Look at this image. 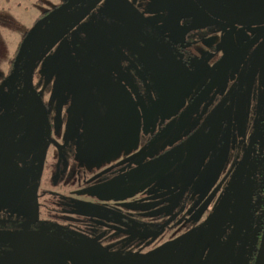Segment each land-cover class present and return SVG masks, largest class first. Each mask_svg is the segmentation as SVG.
Listing matches in <instances>:
<instances>
[{"label": "flooded vegetation", "instance_id": "1", "mask_svg": "<svg viewBox=\"0 0 264 264\" xmlns=\"http://www.w3.org/2000/svg\"><path fill=\"white\" fill-rule=\"evenodd\" d=\"M65 1L59 0L36 13L29 29ZM128 1L133 6L130 10L140 16V21L144 19L136 31L139 36L114 19L98 2H87L84 10H78V14L69 20V27L63 35L67 42L63 51L68 58L66 65L71 70V86L72 80L76 81V90L68 93L77 103V111L72 113H80L90 102L99 109L100 114L103 112L97 83L104 87L107 85L108 90H105L113 96L118 85V91H122L126 99L132 87L142 98L150 97L152 100L156 96L153 71L145 59L162 62L161 49L169 51L174 58L172 72L178 74L175 83H181V65L182 70H185L182 82L194 83L196 87L189 92L186 102L178 105L173 116L145 139L146 142H154L152 145L158 144L170 129L178 125L175 140L157 148L140 163L142 167L152 168V173L158 168L161 170L157 175H151V178L160 182L157 193L144 195L142 199L145 203L143 210L155 211V217L159 215V218L147 220L145 214L139 219L118 218L98 210L93 211V215L107 216L114 224L155 236L162 246L165 245V248L161 246L160 249V252L167 253L165 260L175 256L176 249L185 251L186 246H196L192 255L187 254L188 264L193 263L200 251L203 252L195 264H205L215 252L210 264H255L264 211V23L244 25L226 22L213 16L202 6L201 1L218 12L252 16L264 13V0H184L186 3H183V7L194 14L196 11H193L197 9L200 20L197 19L198 25H195L192 13L186 17L180 15L174 26L168 19L156 14L159 0ZM35 2L42 7L41 0ZM154 9L155 12L152 11ZM179 26L183 28L180 38L179 33L173 34V31L179 32ZM42 37L41 57L35 69L33 59L26 100L18 117L27 101H31L38 115L40 107L43 109L45 121H41L42 128L46 134H50L57 125L50 122L46 102L55 94L50 93L49 97L44 98L33 83L41 69L53 75L56 67L53 56L57 54L58 46H45L43 42H47L49 35L43 34ZM168 39L175 41L170 42ZM227 42L230 47H225ZM203 48H207L206 52L215 48L221 52L206 66L204 76L199 74L195 78L190 60ZM27 55L22 68H12V61L9 60L2 73L6 79V95L11 101L6 118L14 111L21 96ZM228 58H232L231 62L199 98ZM87 69L96 75V85L86 74ZM198 73H203L202 68ZM121 80L124 81L123 85L119 83ZM214 109L207 125L194 136L197 128ZM257 110L261 113L258 125L254 123ZM146 115L142 114L138 119H145ZM217 116L218 127L209 128ZM183 124L184 127L180 129ZM205 136L207 144H199ZM21 147L30 146L19 144L8 147V150L14 151L18 163L28 165L33 149L30 147L29 157L18 161L16 157ZM170 150L174 151L165 159L153 162ZM244 157L243 168L238 174V167ZM26 168L30 177L34 169L29 166ZM48 191L52 192L50 188ZM152 197L156 198L155 203H148V206L147 202ZM212 245L210 255L202 262ZM117 253L112 251L109 254ZM161 262L158 260V263H164Z\"/></svg>", "mask_w": 264, "mask_h": 264}, {"label": "rangeland", "instance_id": "2", "mask_svg": "<svg viewBox=\"0 0 264 264\" xmlns=\"http://www.w3.org/2000/svg\"><path fill=\"white\" fill-rule=\"evenodd\" d=\"M35 1L0 0V121L6 118L11 103L2 75L7 61H12V68L23 67L28 51V32L35 14L59 0H41L42 7ZM87 2L102 4L106 12L136 35L139 25L144 22L130 10L133 6L128 0H80L52 17L38 32L33 68L41 57L43 34L49 35L47 42H43L45 46H58V52L53 56L56 63L53 75L41 69L33 83L42 97L55 94L46 103L50 122L57 126L46 134L31 101H27L17 119L0 126V264H160L158 260L163 264H188L187 254L192 255L196 246H186L185 251L176 249L175 256L165 260L167 253L160 252L162 242L155 236L114 224L107 216L93 215V211L118 218L139 219L144 214L147 220L159 218V215L155 217V211L143 210L142 199L144 195L157 193L160 182L151 175H157L161 170L158 168L152 173V168L142 167L140 163L157 148L175 140L178 125L158 144L152 145L154 142L145 139L173 116L196 85L182 82L185 70L181 65V83H175L178 74L172 72L174 58L169 51L161 49L162 62L145 59L153 71L156 96L152 100L142 98L132 87L126 99L122 91H118V85L113 96L105 90H108L107 85L97 83L103 112L100 114L90 102L80 113H72L77 111V103L68 93L76 90V81L72 80L71 86V70L66 65L68 58L63 51L67 42L63 35L69 20L85 8ZM183 3L186 1L159 0L156 14L174 26L180 15L186 17L192 13L183 7ZM197 11L192 13L195 25L200 20ZM179 27V32L173 31V34L179 33L178 38L183 30ZM227 45L231 46L229 42L225 47ZM206 50L201 49L190 60L195 78L199 74L204 76L206 66L221 52L217 48L212 53ZM201 68L203 73H198ZM86 72L96 85V75L88 69ZM119 83L123 85L124 81ZM258 112L254 115L257 125L261 119ZM142 114L146 118L138 119ZM217 119L218 116L209 128L218 127ZM183 127L184 124L180 129ZM19 144L33 149L28 165L18 163L14 151L8 150ZM199 144H207L206 136ZM26 166L34 169L32 188H29ZM155 199L152 197L147 205L154 204ZM26 226L29 228H23ZM112 251L118 253L102 254ZM200 252L192 264L199 260L203 251ZM215 254L205 264H210Z\"/></svg>", "mask_w": 264, "mask_h": 264}, {"label": "water", "instance_id": "3", "mask_svg": "<svg viewBox=\"0 0 264 264\" xmlns=\"http://www.w3.org/2000/svg\"><path fill=\"white\" fill-rule=\"evenodd\" d=\"M78 1L79 0H67V1H65L63 4H61L58 7L54 8L53 10L48 12L45 16H43L42 18L37 20L33 24V26L31 27V29H30V31L28 33L29 34L28 35L29 36V39H28V55H27V58H26L24 69H23L21 96H20V99H19L18 104H17L16 108L14 109V111L5 120L0 121V126L15 120L18 117V115L20 114V112H21V110L23 108V105H24L25 100H26V94H27L28 75H29V71H30V68L32 66V62H33L34 55H35L36 37H37V33H38L39 29L41 28V26L43 24H45L47 21H49L52 17H54V16L62 13L63 11L67 10L68 8L73 6L75 3H77ZM201 4L213 16H215V17H217L219 19H222V20H224L226 22L235 23V24H244V25L256 24V23H264V13L257 14V15H252V16H238V15L235 16V15H231V14H227V13L218 12L217 10L213 9L212 7H210L205 2L201 1ZM231 59L228 58V59H226L223 62L221 68L217 71V73L214 75L212 80L207 84V86L205 87L203 93L200 94L199 98L217 80V78L220 76L222 71L231 62ZM214 111H215V109L213 111H211L207 115L205 120L202 122V124L195 131L194 136H197L203 130V128L207 125V123L211 119L212 115L214 114ZM40 118H41L42 122L45 121V115H44L43 109L41 107H40ZM192 138H194V137H192ZM173 151L174 150H170V151L166 152L165 154H163V155L157 157L156 159H154L153 162H159V161L165 159ZM30 153H31L30 147H21L18 150V154H17L16 159L18 161L24 160L27 157H29ZM244 160H245V157L243 158V160L241 161V163H240V165L238 167V171H237L238 174L241 171V169L243 168ZM29 182H30L29 183V188H32L33 185H34V175L33 174L30 175ZM23 228H26V227H23ZM212 248H213V245L207 250L205 256L202 259V262L205 261V259L210 255ZM102 254H109V253H103L102 252ZM255 264H264V211H263V217H262V224H261V232H260V237H259V243H258V248H257V252H256V257H255Z\"/></svg>", "mask_w": 264, "mask_h": 264}]
</instances>
